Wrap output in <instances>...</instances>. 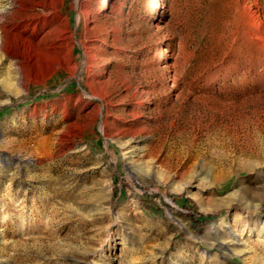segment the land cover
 I'll return each mask as SVG.
<instances>
[{"label":"rangeland","instance_id":"374dc122","mask_svg":"<svg viewBox=\"0 0 264 264\" xmlns=\"http://www.w3.org/2000/svg\"><path fill=\"white\" fill-rule=\"evenodd\" d=\"M262 20L0 0V264H264Z\"/></svg>","mask_w":264,"mask_h":264},{"label":"bare ground","instance_id":"6f19581e","mask_svg":"<svg viewBox=\"0 0 264 264\" xmlns=\"http://www.w3.org/2000/svg\"><path fill=\"white\" fill-rule=\"evenodd\" d=\"M34 14V13H33ZM38 15V14H37ZM33 16H35V15H33ZM263 25H264V22H263V20H262V22H261ZM258 32L256 33V37H257V39H258V50H257V53H259V55L260 56H262L263 58H264V34H263V29L262 30H257ZM11 91L12 92H16L17 90H16V88H12L11 89ZM3 94V93H2ZM5 94V93H4ZM257 148V147H256ZM258 150V149H257ZM253 152H254V150H253ZM258 152V151H257ZM253 155V154H252ZM107 196H108V193H107V191L105 192L104 191V193H103V201H102V203L100 204L101 206V208L103 209V212H104V214H106V215H109V213H110V211H111V209H110V205H109V201L107 200ZM120 214H121V211H120V209L118 210V212H117V217H119L120 216ZM235 235H237V234H234V236ZM231 243H236L235 242V240L234 239H229L228 241H227V244H226V247L227 246H229Z\"/></svg>","mask_w":264,"mask_h":264},{"label":"trees","instance_id":"16d2710c","mask_svg":"<svg viewBox=\"0 0 264 264\" xmlns=\"http://www.w3.org/2000/svg\"><path fill=\"white\" fill-rule=\"evenodd\" d=\"M214 218L213 215H208V216H203V215H198V216H192V219L195 223L197 224H203L205 222L211 221Z\"/></svg>","mask_w":264,"mask_h":264}]
</instances>
